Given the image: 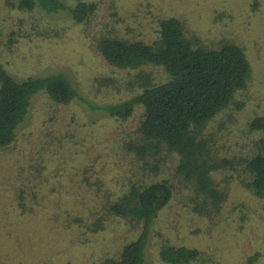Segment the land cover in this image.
I'll return each mask as SVG.
<instances>
[{"label":"rangeland","instance_id":"rangeland-1","mask_svg":"<svg viewBox=\"0 0 264 264\" xmlns=\"http://www.w3.org/2000/svg\"><path fill=\"white\" fill-rule=\"evenodd\" d=\"M65 1L70 6L76 0ZM86 1H96L97 9L86 21L76 22L66 12L23 11L0 0L2 39L21 26L27 34L14 52L3 53L5 68L16 79L62 70L82 97L107 103L138 92L139 87L128 86L138 73L152 76L159 69L115 67L96 49L93 36L117 34L151 41L159 20L176 15L204 46L233 42L243 47L251 67L247 85L201 133L211 159L226 161L214 172L224 197L214 204L190 181H180L168 168L170 158L160 152L163 176L176 187L171 202L151 226L145 264H168L159 257L166 241L200 250L198 259L186 264H264V198L245 184L249 179L245 160L264 152V130L249 126L255 115H264V0ZM142 116L141 105L127 118L116 119L87 109L80 100L57 105L44 90L34 95L14 140L0 147V264H103L105 257L117 256L136 237L140 228L105 213L103 206L105 195L113 200L128 180L142 183L153 177L148 154L141 168L137 155L122 152L124 142L144 143L138 128ZM27 175L39 181V203L22 213L13 191ZM85 175L90 179L82 178ZM96 179L108 194L97 192ZM107 181L113 184L109 187ZM75 202L91 207L84 215L85 226L75 222L79 227H72L73 210L67 221L71 224L62 226L58 222L66 215L64 209ZM103 214V226L97 228L103 229L87 230L91 220Z\"/></svg>","mask_w":264,"mask_h":264},{"label":"trees","instance_id":"trees-1","mask_svg":"<svg viewBox=\"0 0 264 264\" xmlns=\"http://www.w3.org/2000/svg\"><path fill=\"white\" fill-rule=\"evenodd\" d=\"M6 3L23 11L66 12L76 22L86 21L97 9L96 1L86 0H76L70 6L65 0H6ZM21 30H24L23 26L8 32L2 39L4 26L0 19V147L14 140L19 126L29 114L34 95L41 90L57 105L80 100L87 109L99 110L116 119L127 118L137 105H141L143 116L138 128L144 143L124 142L122 152L137 155V165L141 168L147 164L144 162L148 154V159H153L148 164L153 177H147L148 180L142 183L128 180L123 192L113 200L105 195V213L129 222L131 227H138L140 231L124 244L117 256L105 257L103 264H145L151 226L171 202L176 187L172 179L163 176L162 161L157 157L160 152L165 151L166 159L170 158L172 163L168 168H173L180 181H190L196 190L211 197L214 204L224 197L215 184L214 172L226 161L211 159L207 140L201 137V133L211 120L236 101L237 91L246 87L251 67L244 48L233 42L217 48L204 46L196 34L189 32L185 20L176 15L159 20L157 35L151 41L117 34L93 36L96 49L111 65L118 68L152 65L159 69L152 76L150 73H138L128 84L132 89L139 87L133 95L118 102L94 103L81 96L73 79L62 70L30 74L22 79L13 77L5 68L2 56L3 53L14 52L19 39L27 35ZM100 82L104 83V80ZM106 83L107 86L113 84L110 81ZM249 126L264 130V115H255ZM43 150L41 148V152ZM245 168L249 176L246 186L264 198V152L248 157ZM75 174H78L77 171ZM23 178L13 194L18 199L16 206L25 213L33 211L39 203V181L31 175ZM82 178L88 180L89 176ZM50 179L54 185L55 181ZM97 179L94 180L97 192L108 194L109 190H103L104 185H99ZM94 181L90 180L91 183ZM106 184L110 187L109 184L113 183L107 181ZM97 196H101V192ZM96 202L91 201L90 205L94 207ZM90 209V206L75 202L71 209H64L67 216L58 223L62 222L64 226L71 219L69 212L73 210L76 217L72 227L85 226L84 215ZM103 216L97 215L91 220L87 230L98 232L103 229H97L103 226ZM199 254L200 250L195 247L170 241L163 242L159 248L160 259L168 264H186L197 260Z\"/></svg>","mask_w":264,"mask_h":264}]
</instances>
